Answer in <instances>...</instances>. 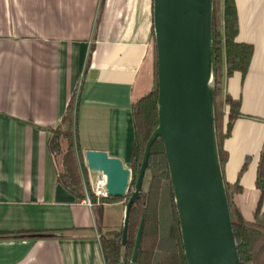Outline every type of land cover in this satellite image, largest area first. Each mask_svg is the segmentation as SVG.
Listing matches in <instances>:
<instances>
[{
    "label": "crops",
    "instance_id": "crops-1",
    "mask_svg": "<svg viewBox=\"0 0 264 264\" xmlns=\"http://www.w3.org/2000/svg\"><path fill=\"white\" fill-rule=\"evenodd\" d=\"M234 3L236 42L253 53L244 77H222L241 112L223 145V177L242 188L234 202L252 222L264 149V0ZM151 27L152 0H0V264H105L92 209L58 181L48 140L74 95L83 153L105 151L129 168L131 105L152 84Z\"/></svg>",
    "mask_w": 264,
    "mask_h": 264
},
{
    "label": "water",
    "instance_id": "water-1",
    "mask_svg": "<svg viewBox=\"0 0 264 264\" xmlns=\"http://www.w3.org/2000/svg\"><path fill=\"white\" fill-rule=\"evenodd\" d=\"M214 0H152L156 48L157 127L148 139L134 188L125 205L121 253L127 243L130 209L142 190L149 150L163 145L183 254L187 264H240L221 168L214 113L212 65ZM92 188L105 177L107 198H124L130 169L105 151L86 150ZM143 217L130 264H135Z\"/></svg>",
    "mask_w": 264,
    "mask_h": 264
},
{
    "label": "trees",
    "instance_id": "trees-1",
    "mask_svg": "<svg viewBox=\"0 0 264 264\" xmlns=\"http://www.w3.org/2000/svg\"><path fill=\"white\" fill-rule=\"evenodd\" d=\"M238 19L234 0H214L212 19V65L215 80L214 113L217 144L222 172L226 162L223 149L230 137L234 122L241 116L240 101L222 93V77L248 71L253 48L236 42ZM152 84L150 91L131 105L133 140L129 169V190L124 198H97L93 194L89 174L84 166L83 151L76 133L77 100L68 101L59 126L50 131L48 148L58 164V181L77 200L84 197L86 188L92 202L94 223L99 234L105 264H130L135 237L143 217V230L135 264H187L183 254L178 215L170 182L164 148L157 139L149 150L144 182L139 199L130 209L124 260L121 253L122 228L101 232L104 205L123 201L127 203L141 166L146 143L157 127V69L156 48L151 28ZM243 163L239 175L247 168ZM147 180V183L145 181ZM255 185L260 198L247 222L237 208L234 197L242 192L236 182L225 183L234 240L240 264H264V149L257 166Z\"/></svg>",
    "mask_w": 264,
    "mask_h": 264
},
{
    "label": "rangeland",
    "instance_id": "rangeland-1",
    "mask_svg": "<svg viewBox=\"0 0 264 264\" xmlns=\"http://www.w3.org/2000/svg\"><path fill=\"white\" fill-rule=\"evenodd\" d=\"M84 166H85V161H84ZM145 183H147V180L145 181ZM112 204L117 205L118 207H111ZM125 205L126 203L123 201H119V202L117 201L114 203L104 205V209L106 207L105 219L104 221L102 220L100 227L102 234H106L110 231H115L122 228ZM103 215H104V211H103Z\"/></svg>",
    "mask_w": 264,
    "mask_h": 264
},
{
    "label": "built area",
    "instance_id": "built-area-1",
    "mask_svg": "<svg viewBox=\"0 0 264 264\" xmlns=\"http://www.w3.org/2000/svg\"><path fill=\"white\" fill-rule=\"evenodd\" d=\"M104 185H105V177L104 176L98 177L96 186L93 188V194L95 195V197L106 198ZM81 204L90 210L92 209V202L85 187H84V197L81 200Z\"/></svg>",
    "mask_w": 264,
    "mask_h": 264
},
{
    "label": "bare ground",
    "instance_id": "bare-ground-1",
    "mask_svg": "<svg viewBox=\"0 0 264 264\" xmlns=\"http://www.w3.org/2000/svg\"><path fill=\"white\" fill-rule=\"evenodd\" d=\"M102 179V178H101Z\"/></svg>",
    "mask_w": 264,
    "mask_h": 264
}]
</instances>
